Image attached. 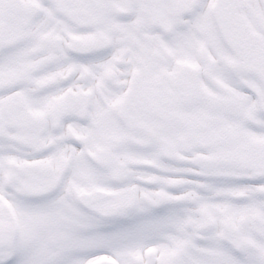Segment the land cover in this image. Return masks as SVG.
Returning <instances> with one entry per match:
<instances>
[{"label": "snow or ice", "instance_id": "6c2138e0", "mask_svg": "<svg viewBox=\"0 0 264 264\" xmlns=\"http://www.w3.org/2000/svg\"><path fill=\"white\" fill-rule=\"evenodd\" d=\"M0 264H264V0H0Z\"/></svg>", "mask_w": 264, "mask_h": 264}]
</instances>
